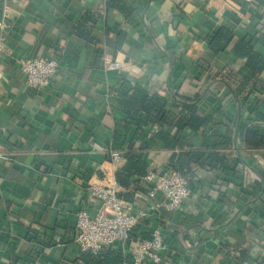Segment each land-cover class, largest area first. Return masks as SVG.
Instances as JSON below:
<instances>
[{
    "label": "crops",
    "instance_id": "1",
    "mask_svg": "<svg viewBox=\"0 0 264 264\" xmlns=\"http://www.w3.org/2000/svg\"><path fill=\"white\" fill-rule=\"evenodd\" d=\"M119 1L128 17L106 0H0V264H82L76 215L99 210L89 184L111 179L120 200L148 211L133 237L145 241L160 231L158 264H239L235 246L246 243L254 248L249 264H262L264 145H248L246 133L264 142V71L252 79L234 46L251 38L264 56V0ZM222 28L232 33L230 45L208 52L207 36ZM23 57L58 61L49 88L26 86L17 65ZM106 59L123 69L105 70ZM228 71L238 77L223 78ZM223 79L235 91L243 84L241 108ZM135 83L165 98L170 119L180 112L174 95L200 96L198 110L210 118L197 132L165 124V137L156 126L143 128L147 174L174 171L173 156H213L214 168L189 164L192 194L173 211L158 206L162 196L147 197L153 182L146 176L135 182L121 170L124 150H114L121 154L116 163L108 154L125 119L116 95Z\"/></svg>",
    "mask_w": 264,
    "mask_h": 264
},
{
    "label": "trees",
    "instance_id": "2",
    "mask_svg": "<svg viewBox=\"0 0 264 264\" xmlns=\"http://www.w3.org/2000/svg\"><path fill=\"white\" fill-rule=\"evenodd\" d=\"M106 5L108 8L117 9L123 13L125 17H128L131 13V10L126 8L119 0H106ZM79 27L80 26L76 27V34L83 35L82 32H79ZM124 35L122 31L118 34L117 40L120 45L124 43ZM232 38V33L229 30L224 28L218 29L210 37L207 36L206 50L219 55L230 45ZM251 43V38L238 41L234 46V50L245 58V66L252 72V79H254L264 71V56L254 51ZM236 76V74L228 71L224 74L223 78L227 77V79H234ZM222 82L231 87L230 82L224 79ZM238 83L240 84L236 90L238 93H236L233 87L231 88L236 94L238 106L241 108L246 102L247 95L241 96L243 92H239L238 89L241 88L243 84H241V82ZM200 98V96L186 98L180 95H174V100L180 107V112L179 115L175 119L172 118V120L170 117H167L165 113L167 101L158 91L153 89L146 90L141 84L135 83L133 85L128 84L126 91L116 95V101L125 119L114 129L109 147L112 150L118 149L120 151L122 150V152L124 150L123 159L125 162L121 170L128 178L135 180V182H139V180L144 178L147 174L148 163L146 154L141 151L145 147L144 140L146 134L143 131L144 127L148 125L156 126L160 129L159 134L165 137L167 135L161 131L165 124L172 125L179 132L183 130L197 132L201 128H206L210 125V118L201 114L198 110ZM213 139L217 142L222 141L219 137H215V135H213ZM136 143L138 147H135ZM246 143L255 147L264 145V142L259 141L258 138L251 133H246ZM220 146H224V144H220ZM211 157L213 156L208 152L201 154L188 153L185 155V159L173 156L169 161V166L171 170L187 177V174L190 173L189 170H191L189 164L204 167L207 162V165H209L208 168H214L213 163H209ZM256 199L257 196L252 201ZM245 210L246 206L242 208V211ZM250 224H252V222ZM246 231L250 234L252 239H258L261 236L257 229L248 228ZM133 233L127 241L128 245H135L141 242L133 237ZM235 251L236 259L239 264H249L254 248L251 244L246 243L242 246H235ZM79 258L82 264H121L122 262L121 249L118 245L104 248L97 253L81 252ZM262 264H264V262H262Z\"/></svg>",
    "mask_w": 264,
    "mask_h": 264
},
{
    "label": "built area",
    "instance_id": "3",
    "mask_svg": "<svg viewBox=\"0 0 264 264\" xmlns=\"http://www.w3.org/2000/svg\"><path fill=\"white\" fill-rule=\"evenodd\" d=\"M5 51V38L0 36V61ZM18 70L27 87L33 90H44L51 86L59 63L56 59H41L23 57L17 61ZM105 70L123 69L124 64L116 60H104ZM113 163L119 162L121 154L108 150ZM145 179L153 182L147 192L149 199L162 196L158 206L168 211H173L191 196L192 191L188 179L176 171H167L157 174L149 172ZM88 192L92 198L100 202L99 210L90 215L84 209L76 215L75 242L80 252L97 253L112 247H121V264H158L161 261V252L164 249L162 235L158 229L150 233V238L141 241L136 247L127 252L125 245L133 230L148 215L146 209H134L128 202H123L118 197L117 184L114 179L105 182H92Z\"/></svg>",
    "mask_w": 264,
    "mask_h": 264
}]
</instances>
